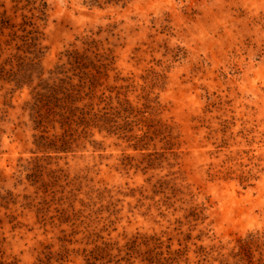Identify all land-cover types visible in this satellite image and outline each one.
Returning a JSON list of instances; mask_svg holds the SVG:
<instances>
[{
  "label": "rangeland",
  "instance_id": "374dc122",
  "mask_svg": "<svg viewBox=\"0 0 264 264\" xmlns=\"http://www.w3.org/2000/svg\"><path fill=\"white\" fill-rule=\"evenodd\" d=\"M0 264H264V0H0Z\"/></svg>",
  "mask_w": 264,
  "mask_h": 264
}]
</instances>
